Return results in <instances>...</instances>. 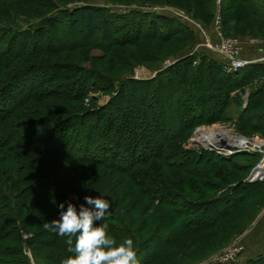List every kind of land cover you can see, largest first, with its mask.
Listing matches in <instances>:
<instances>
[{
	"label": "rangeland",
	"instance_id": "rangeland-1",
	"mask_svg": "<svg viewBox=\"0 0 264 264\" xmlns=\"http://www.w3.org/2000/svg\"><path fill=\"white\" fill-rule=\"evenodd\" d=\"M25 1L0 0V49L6 48L8 58L12 55L14 56L17 50L26 52L27 55L16 58L11 65L13 64V68L15 69L25 66L26 70L24 71L31 73L21 79L18 85L8 89L6 94H0V106L3 108L8 109L18 104L6 120L0 119V143H5V146L0 145V153H36L23 149L22 144L19 142L16 133L26 131L23 127L19 126L18 122L20 121H33V124H29L30 126L25 129H28L30 133H40L46 129L45 122L52 124L56 119H61V117L67 114H76L82 110H91L98 105H104L110 96L111 92L109 90L116 88L117 82L110 81L109 83V80L102 76L103 74L109 76L122 75L146 80L139 83H135L134 81L129 82L126 85V93L118 99V102L104 109L101 124L103 121L106 125L110 123L106 119V115L111 118L112 115L125 114V102H130L136 106L135 114L137 111L139 113L137 123L140 125L144 135V150L147 154L142 160L132 163L129 167L133 171H147L152 177L157 179L160 185L159 188L161 187L160 190L158 191L154 187H147L145 194L161 200L162 205L156 206L155 204L151 206L144 200V195L134 185L128 184L124 174L119 172L120 169L117 168L123 167L124 159L121 158L122 156L116 157V164L113 167L116 171L112 168H105L108 165H103L102 163L101 167L95 170L102 174H112L113 191H116L115 195L120 192L119 195L121 197L127 193L125 199H121L120 203L117 204L120 210L117 214L122 216L125 221H131V218L135 222L139 207L141 205L151 206L145 230L139 234L137 233L139 238H142L148 231H152V226L154 227V225H158V229L161 227L163 230L164 227L165 230L170 231V233L159 235L162 231L156 230L159 236L152 241V244H155L152 245L154 257L150 258L148 264H200V262L205 260V264L215 262L211 260L213 255L239 236V232L241 231H237L245 223L244 220L247 221L248 219L247 227L262 212L261 209H264V184L258 185L260 183H251L246 179L251 168L259 160L260 154L256 152H235L228 156H223L212 150L205 149L199 144H193L194 142H191V138L193 135L195 136L194 132L198 128L208 131L222 127L236 135H242L254 141L258 138L264 139V91L254 95L251 94L247 102V96L250 93H253L257 89L264 90V77L255 78V80L249 81L247 85L232 92L230 100L218 120L201 123H197L196 121L184 127L182 124L186 121V117L181 112V116H179L175 101V93L177 91L175 85L177 79L180 78H177L175 73L169 74L164 71L174 68L178 62L176 61L177 59L190 56L193 52L203 54V57L221 63L224 66V70H229L226 61L216 53L206 49H203V51H200V49L191 51L196 43L199 45L205 38L204 36L202 41L197 42L198 37L194 34L193 30L196 27L194 22L197 23L200 20L199 22L204 29V33L209 36V39H214V34H211V30L214 29L212 26L214 14L217 15V32L223 38L235 41L240 57L250 59L262 55L264 53V0H245L249 4L250 9L252 10L253 8L254 13L245 8L246 4L242 3L241 0L233 2L232 19H229V12L226 9H224L222 14L220 13L221 6L219 0H51V3L48 5L47 0ZM229 3L230 1L226 0L224 4L228 5ZM258 3L261 5L263 12L258 9ZM82 5L99 7L103 10L98 27L90 34L86 33L83 28L74 31L70 24L69 15L66 14V11L62 10L64 6L72 9ZM235 13L238 15L237 21H235ZM46 17L47 19H45ZM42 18L45 19L43 22H41ZM162 18H165V20ZM161 20H163V28H168L166 30L167 36L163 32L160 33L159 22ZM223 21H225L224 25ZM175 22L180 25L175 26ZM40 25H42L44 35L35 39L30 32L33 29L39 28ZM241 30H247L250 32V35H240ZM176 39H183L185 41H178ZM259 50L263 52H258L260 54H257ZM257 63L264 64V62ZM35 65H44L45 68H41V70H45L37 73V70L30 68V66L34 67ZM75 65H83L88 68L86 72H73L74 77L83 74V81L76 84V87L72 90L74 92L78 88H83L85 90L83 96H72L73 92L70 89H63L62 86H58L57 84V86H53V91H50V93L53 92V96L49 95V97L41 100L23 97L27 92L25 88L28 87L29 80L33 82L38 81V79L32 78L35 74L39 78L41 77L42 81L50 76H57V71L61 73L69 71ZM13 68L9 65L5 70L6 72H11ZM89 69L93 71H89ZM159 74L163 77L159 79L163 81L167 79L166 84H162L163 82L161 86L156 84L157 79L153 81V84L149 83L154 78V75ZM73 76L70 79H73ZM70 79H61L62 81H60L54 78L53 80L55 83H64ZM1 83L2 78L0 79ZM171 87H173V93L168 94V88L171 92ZM193 89L192 92L199 93L197 84H195ZM64 93L67 95L68 93L72 94H70L71 97L68 95L69 97L64 99L63 96H58L65 95ZM246 102L248 103L247 106ZM186 105H190V103ZM191 112L193 113L192 110L187 112L189 116ZM79 120L81 119H72L69 122L71 127L74 129H76L75 127H80L81 125L79 124L81 123ZM90 121L94 123L95 119H90ZM107 127L105 126V128ZM74 129L68 128V130L56 131L58 133L56 141H63L64 137H67V141L64 143H69ZM85 129L88 134H91L90 128ZM80 131L84 133L83 129ZM199 132L196 135H199ZM119 133L122 134L123 132ZM125 135V132L122 136L117 135L116 143L121 140L126 141L130 139ZM90 136L86 142L90 140V146L92 147L98 141L97 139L100 138V134L97 135L95 140L93 134ZM74 138L71 140V143L76 141ZM102 139V141L106 140L105 136ZM107 143L110 146L109 148L112 149L113 143ZM133 143L131 141L130 145ZM83 144H85V141H82L81 147H83ZM14 145H18L16 149H14ZM115 148H118V151L121 150V146H115ZM203 151L211 152L223 158L234 157L228 160L229 164H226L216 159L217 157L203 153ZM93 152L90 154L94 155V159L97 158L103 161L106 160L104 157L108 158L111 153L108 149L100 153ZM71 153L79 155L83 152L80 150L78 153L71 150ZM13 157L12 155L11 157L6 156L7 160L12 165L14 164L13 167H15L19 162ZM131 158H133L132 155L129 159ZM231 163L239 165L240 168L236 170L230 169L227 166H231ZM0 165L4 175L5 172H11L7 167L8 161L4 160ZM211 166H214L213 169L218 166L224 168L223 174L230 179L229 183L231 184L237 183L238 185L248 182L246 185L249 187L257 185L255 188L243 189L246 196L242 201V208L233 212L234 215L238 216V221L231 220V223L227 222V231L212 232L213 229L207 228L199 234L188 235L183 239L180 238L179 242H177L178 244L171 243L167 244L163 249L162 247L158 248V245H160L158 243L163 239L160 236L165 234L167 242H171V240L177 237L176 234L179 230L176 229L177 225L172 221L173 217H178V214L181 215V213L191 210V208L184 207L186 205L180 207V202L196 201L197 192H202L203 197H211L218 192L228 191L226 189L218 191H214L213 189L208 190L202 183H199L205 177L212 181L213 178L208 173L211 170ZM84 167L86 170L92 169L90 165H84ZM229 171L232 172L231 176L228 174ZM14 172L17 171L14 170ZM22 175L25 174L22 173ZM107 175L105 178H107ZM25 179V176H23V180ZM191 179H193V183L189 185L187 181ZM225 187L228 188L229 186ZM225 187L223 186V188ZM237 188L238 191L240 187ZM49 189L53 188H47L44 192L36 194V196L46 193ZM177 191L182 194L178 198L175 197L177 196ZM67 198L76 207L80 206L81 202L79 203L73 196L67 195ZM133 199L140 200V204L136 202L134 205ZM133 206H135V209L132 210ZM128 209L132 210L131 214L127 212ZM4 213H6L5 210L0 208V230L6 227V229L10 230L11 222L9 221L11 219ZM26 213H28V209L22 212V216H26ZM39 213H53V210H44L35 213V215L37 216ZM184 216L186 218L187 214ZM244 216L247 219H244ZM209 217L207 216L203 221H208ZM222 224H225V220L223 219L219 222V225ZM190 226L191 224H189ZM30 227L19 229L22 240L28 237L29 233H32L33 230L37 229V226L34 228ZM184 230L186 229L183 227L182 231ZM213 233L215 235H212ZM12 237L9 234L6 239L0 241V244L15 245L16 242ZM173 241L175 242V240ZM204 248L206 249L202 250ZM240 250L238 246V252ZM22 251L25 255L26 253L30 254L28 248L25 246ZM205 256L206 258L201 260ZM1 259H3L4 263L0 262V264H16L15 254L7 256L6 260L4 258ZM36 260H39V258ZM39 261L41 264L44 262L48 263L42 259ZM233 263L235 262L230 264ZM29 264L35 263L30 260Z\"/></svg>",
	"mask_w": 264,
	"mask_h": 264
},
{
	"label": "trees",
	"instance_id": "trees-1",
	"mask_svg": "<svg viewBox=\"0 0 264 264\" xmlns=\"http://www.w3.org/2000/svg\"><path fill=\"white\" fill-rule=\"evenodd\" d=\"M225 1L226 0H219V4L221 6L220 13L222 14L224 9H226L229 12V19H232L234 3L238 0H229L230 3L228 5L224 4ZM25 2H30V0H26ZM241 2L246 4L244 6L245 8L251 10L247 1L241 0ZM49 3H51V0H47V5ZM258 9L262 11L261 5L259 3ZM62 10L66 11V14L69 15L71 20L70 24L74 31L83 28L88 34L92 33L98 27L103 11L102 8L91 7L88 5H82L72 9L64 6ZM251 11L253 12V8ZM234 17L235 21H237L238 15L236 13L234 14ZM45 19H47V17ZM45 19L42 18L41 22H43ZM162 19L165 20V18ZM199 21L197 23L202 26ZM162 23L163 20L159 22L160 33L163 32V34L167 36L168 33L166 30L168 28L164 29ZM224 24L225 21H223V25ZM177 25L180 24H176L175 22V26ZM30 33L35 39L42 37L44 35L42 25H40L39 28L33 29ZM240 35H250V32L247 30H241ZM176 40L185 41L183 39ZM7 55L8 54L5 47L0 49V75L2 78V83L0 84V94H6L8 89L18 85V82L21 79L31 74L29 71H24L26 70L25 66L15 69L13 68V64L11 65V63L16 58L27 55L26 52L17 50L14 56L12 55L13 57L11 56L8 58ZM202 55L197 52H193L190 54V56H184L180 59H177L176 61L178 62L174 68L164 71L169 74L175 73L177 78H180L177 79V83L175 85L177 90L175 93V101L179 116H181V113H183V115L186 117V121L182 124L184 127L189 126L196 121L197 123H201L204 121L218 120L219 116L225 110L232 92L247 85L249 81L255 80V78L264 77V64H258L256 62L249 63L234 71H226L224 70V66L221 63H218L210 58L203 57ZM9 65L13 69L11 72H6L5 69L8 68ZM30 68L37 70V73L45 70H41V68H45L44 65H35L34 67L30 66ZM87 70L88 68L83 65H75L74 68L69 69V71L64 73L57 71L59 76H50L42 81L41 77L39 78L38 75L35 74L32 78L38 79V81L33 82L32 80H29V83L27 84L28 87L25 88L27 92L25 95H23V97L26 99L33 98L41 100L49 97V95L53 96V92L50 93V91H53V86H57V84L58 86H62L63 89L68 88L71 92H73L72 90L76 87L75 85L83 81L82 73V75H76L77 77H74L73 72H86ZM89 71L93 70L89 69ZM72 76L73 79H70ZM102 76L107 78L109 83L110 81L117 82L116 88L109 90L111 93L104 105H98L96 108L91 110H82L76 114H67L66 116L61 117V119H56L52 124H47L45 122V124H43L45 125L46 129L42 130L40 133H30L28 129H25L30 126L29 124H33V121H20L18 122L19 126L23 127L26 131H23L22 133H16L18 140L22 144L23 149L34 151L36 153H0V163L4 160H6V162L8 161L7 167L11 171L5 172L4 175L0 165V208L5 210L6 213L4 214L8 215L11 219L9 221L11 222L10 230L6 229L7 227L0 230V241L6 239L10 234L13 236L12 238L16 242V244L12 246L7 244L2 245V243L0 244V256H2L0 257V262H3V259L1 258L6 260L7 256L15 254L16 264H29L30 260L35 264H41L39 261L40 259L48 262H44L42 264H62V261L70 255L67 252V237H60L55 231L45 230L43 228V223H50L53 220L59 219L60 208L58 205L63 203L66 209V205L69 202L67 195L73 196L79 203H83L86 207L94 206H89L85 203V196L107 199L110 204V208L106 218L100 223H107L109 225V234L113 236L118 242L122 241L124 238L133 239L134 246L137 249V259L139 264H148L150 262V258L154 257V248L152 245L155 244H152V241L157 239L156 237L162 233H170V231L168 232V230H165L164 227L162 230L161 227L158 229V225H154V227L152 226L154 230L151 228L152 231H148L142 236V238H139L137 235V233L139 234L145 230L149 218L148 212L151 206L155 204L156 206H161L162 203L161 200L155 198L154 196H148V194H145V189L147 187H154L158 191L160 190L161 187L159 188L160 185L157 179L152 177L147 171H133L129 167L132 163L142 160L147 154V152L144 150V135L140 125L137 123L139 113L137 111L135 114L136 106L130 102H125V114L119 113L118 115L116 114V116L112 115L111 118L106 115V119H108L110 123L106 125L103 121L102 124L104 126L101 124V118L104 114V109L109 108L118 102V99H120V97L126 93V85L129 82L134 81L135 83H139L146 80L134 79L129 76L122 75L109 76L103 74ZM153 77L154 78L151 79L149 83L153 84V81L157 79L156 84H159L160 86L162 82V84H166L167 79L164 81L159 79L163 78L160 76V74L156 76L154 75ZM54 78L60 81L66 78H69L70 80L64 83H55L53 80ZM195 84L198 85L199 93L194 91L192 92ZM169 88L167 93L172 94L173 87H171V92L169 91ZM84 91L85 90L83 88H78L73 92V94L68 93V95L70 97V94L75 97H81L83 96ZM262 91L264 90L257 89L256 91H253V93H250L249 96H247V102L251 94L254 95L258 94L259 92L262 93ZM64 94L65 95L58 96H63V99L69 97L66 93ZM247 102L246 106L248 104ZM187 103H190V105H186ZM17 105L8 109L0 106V119L6 120L8 115ZM189 110L193 111V113L191 112L190 116L187 113ZM72 119H81L79 120L81 123L79 125L81 126L75 127L76 129L72 128L69 123L72 121ZM90 119H95V122L91 123ZM105 126L108 127L105 128ZM68 128L74 129L72 131L74 133L71 135V140H73L75 137L74 139H76V141L71 143L70 140L69 143H64L67 141V137H64L63 141H56L58 134L56 131L68 130ZM85 128H90L89 131L94 135V140L97 135L100 134V138L97 139L98 143L96 142L92 145V147L90 146V140L86 142L87 139L91 137V134H88L87 131H85ZM81 129H83L84 133L80 131ZM77 131H79V133H77ZM119 132H125L130 139H127L126 141L121 140L116 143V139L118 138L117 135L122 136L123 134H120ZM104 136L107 141H102ZM82 141H85L83 147H81ZM131 141L135 144L133 143L130 145ZM80 142L81 144H79ZM107 142L113 143L112 149L109 148L110 146H108ZM0 145L5 146V143L1 142ZM16 146L18 145H14V149L17 148ZM115 146H121V150L118 151V148H115ZM106 149L110 150L111 153L109 154L108 158L104 157V159H106L104 161L97 158L94 159V155L90 154L93 151V153H100ZM71 150L78 153L81 150L83 153L79 155L74 153V155L71 153ZM203 153L217 157L216 159L226 164H229L228 160L234 157L231 156L228 158H223L208 151H203ZM7 155L10 157L11 155L12 157L15 155L13 158L19 162L18 165L13 167L14 164L12 165L11 162L7 160ZM131 155L133 158L129 159ZM117 156H122L121 158L124 159V163L122 164L123 167L120 168L116 166L118 169H120V171L118 169L117 170L124 174L128 184L134 185L144 195V200H146L147 203L151 205H141L139 207L135 222L131 218V221H125L122 216L117 214L120 211L117 207V204L120 203L121 199H125V195H127V193L121 197L119 195L120 192H118L119 194L115 195L116 191H113L114 186L112 174H102L101 172H97L95 170L101 167V163L103 165H108L105 166V168L113 169L116 164L115 160ZM84 165H90L92 169L86 170ZM213 167L214 166H211V170L208 171V173L211 175V178H213L212 181L205 177L204 179L200 178L201 180L198 182L202 183V185L208 190L213 189L214 191H218L221 189H226L228 191L218 192L211 197H203L202 192H197L196 201L189 200L186 203L180 202V207L186 205L184 207L191 208V210L189 212L187 211L186 213H181V215L178 214V217H173L172 221L177 225L176 229L179 230V232L176 234L177 237L173 239L175 242L173 240H171V242H167V237L164 234L163 236H160L163 237V239H161L162 241L158 243L160 244L158 245V248L162 247L163 249L165 246H167V244L177 243L179 242L180 238L183 239L188 235L199 234L207 228L213 229L212 232L227 231L226 229L228 227V223H231V220L238 221V216L234 215L233 212L242 208V201L246 196V193L243 192V189L255 188L257 185L249 187L246 185L248 182H243L238 185L237 183L231 184L229 183L230 179H228L225 174H223L225 171L224 168L218 166L213 169ZM227 167L233 170L240 168L239 165L232 163L231 166L228 165ZM13 169L17 172H14ZM113 170L116 171L115 169ZM22 173L25 175H22ZM228 174L231 176L232 172L229 171ZM106 175L107 178H105ZM23 176H25V180H23ZM187 183H189V185L192 184L193 179L187 181ZM251 183H260L258 185H261L264 184V181H256ZM223 186L229 187L223 188ZM50 187L53 189H49L46 193L36 196V194L44 192ZM237 187H240L238 191ZM179 195L182 194L177 191V196L175 197L178 198ZM132 202L134 205L136 202L140 204V200L137 199H133ZM27 209V215L22 216V212ZM77 209L79 210V207H77ZM133 209H135V206L132 207V210ZM44 210H53V213H39L40 215H35V213ZM132 210L128 209L127 212L131 214ZM185 214H187L186 218L184 216ZM207 216H210L209 220L204 222L203 220ZM222 219L225 220V224L219 225V222ZM244 219H247L246 216H244ZM247 221L244 220L245 223L239 227L237 232H242L248 223ZM189 224H191L190 227ZM30 226L32 228L37 226V229L33 230L32 233H29L28 237L22 240L21 231H19V229H24V227ZM181 227H184L186 230L182 231ZM156 230L162 232L159 233L158 231V235ZM212 235H215V233ZM24 246L28 248L30 252L29 255H25L23 253L22 249ZM142 246L143 248L141 249ZM205 249L206 248L202 250ZM13 251L15 252L13 253ZM206 256L201 260H204ZM38 258L39 260H36ZM245 264H264V256H258L255 259H249L245 262Z\"/></svg>",
	"mask_w": 264,
	"mask_h": 264
},
{
	"label": "clouds",
	"instance_id": "clouds-1",
	"mask_svg": "<svg viewBox=\"0 0 264 264\" xmlns=\"http://www.w3.org/2000/svg\"><path fill=\"white\" fill-rule=\"evenodd\" d=\"M85 203L77 207L61 203L59 219L43 223V228L67 237L70 254L62 264H139L137 249L131 238L118 242L109 234V225L100 223L106 218L110 204L107 199L84 197Z\"/></svg>",
	"mask_w": 264,
	"mask_h": 264
},
{
	"label": "built area",
	"instance_id": "built-area-1",
	"mask_svg": "<svg viewBox=\"0 0 264 264\" xmlns=\"http://www.w3.org/2000/svg\"><path fill=\"white\" fill-rule=\"evenodd\" d=\"M216 22H217V15L214 14L213 20H212V26L214 27V29L211 30V34L212 35L214 34V39L213 40L209 39V36L207 38V34L204 33V36H205L204 41L200 43L199 45L201 51H203V49H206V50H209L219 55L221 58H223L226 61V64L230 71H234L249 63L264 62V53L260 56H257L255 58H250V59H245V58L240 57L239 49L235 41L232 39L223 38L216 30ZM217 129H223V128L219 127ZM223 130L228 132V134L232 136L241 138L242 140L241 144L237 145L233 143L229 145H224V144L222 145L219 142H214L213 144H210L209 146H205V145H202L201 143L192 141V138L194 137V135L191 138V142H194L193 144H199L203 148L212 150L223 156H228L229 154L235 153V152L259 153L260 154L259 160L251 168L250 172L246 176V179L248 182L263 181L264 180V139L258 138L256 141H254L251 138H245L242 135H236L235 133L229 130H226V129H223ZM237 253H238V246L234 241H232L227 246H225L223 249L215 253L211 260L218 262V263H225V262L232 263L236 261ZM26 255H28V253H26Z\"/></svg>",
	"mask_w": 264,
	"mask_h": 264
},
{
	"label": "crops",
	"instance_id": "crops-1",
	"mask_svg": "<svg viewBox=\"0 0 264 264\" xmlns=\"http://www.w3.org/2000/svg\"><path fill=\"white\" fill-rule=\"evenodd\" d=\"M196 27L193 28L194 34L198 37L197 42L202 41L204 37V29L196 22H194ZM200 45V44H199ZM199 45L193 46L191 51L198 50ZM196 49V50H195ZM201 51V50H200ZM263 51H257V54H260ZM218 59L217 57H213ZM264 207V206H263ZM260 212L255 221L250 222L249 225L239 234L237 238L234 239L237 246L241 249L237 253V258L233 264H244L249 259H255L258 256H264V209ZM206 260L200 262V264H205ZM206 264H218L216 262H208ZM230 264V263H224Z\"/></svg>",
	"mask_w": 264,
	"mask_h": 264
},
{
	"label": "bare ground",
	"instance_id": "bare-ground-1",
	"mask_svg": "<svg viewBox=\"0 0 264 264\" xmlns=\"http://www.w3.org/2000/svg\"><path fill=\"white\" fill-rule=\"evenodd\" d=\"M208 38V35H207ZM199 132V135H196L197 132ZM197 138V139H196ZM192 141H195L197 143H201L202 145L209 146L210 144H213L214 142H219L222 145H229V144H241L242 140L241 138H237L236 136H232L228 134V132L224 131L223 129H212V130H206L203 129H197L195 131V136Z\"/></svg>",
	"mask_w": 264,
	"mask_h": 264
}]
</instances>
